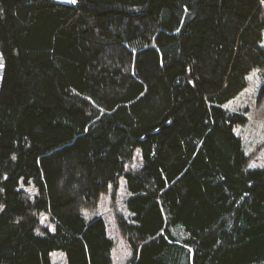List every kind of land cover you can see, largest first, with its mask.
Wrapping results in <instances>:
<instances>
[{"label":"trees","instance_id":"1","mask_svg":"<svg viewBox=\"0 0 264 264\" xmlns=\"http://www.w3.org/2000/svg\"><path fill=\"white\" fill-rule=\"evenodd\" d=\"M263 3L0 0V264H113L83 210L122 174L130 264H264V168L224 107L264 69Z\"/></svg>","mask_w":264,"mask_h":264},{"label":"rangeland","instance_id":"2","mask_svg":"<svg viewBox=\"0 0 264 264\" xmlns=\"http://www.w3.org/2000/svg\"><path fill=\"white\" fill-rule=\"evenodd\" d=\"M264 6V3H263ZM264 47V30L261 41ZM5 69V57L0 45V88ZM224 107L230 112H238L246 117L243 124L235 126L236 134L241 138L243 148L248 156V168H264V69H254L248 74V84L236 96L229 99ZM143 166V156L140 148L134 153L133 160L127 164L126 170H137ZM22 188L29 191L33 196L38 193L34 184L24 185ZM134 194L127 186L125 174L119 177L118 184H110L106 192L101 196L98 206L94 209H84L83 215L89 222L95 218H103L106 222L108 236L114 241L112 252L113 264H130L132 248L123 234L119 218L125 217L133 222L134 213L128 207V201ZM173 236L180 242L185 236L182 225L174 227ZM56 231V223L50 213L42 212L41 225L36 229L38 234H47ZM52 264H68L66 252L54 251L51 254Z\"/></svg>","mask_w":264,"mask_h":264},{"label":"snow or ice","instance_id":"3","mask_svg":"<svg viewBox=\"0 0 264 264\" xmlns=\"http://www.w3.org/2000/svg\"><path fill=\"white\" fill-rule=\"evenodd\" d=\"M73 2H74V0H73Z\"/></svg>","mask_w":264,"mask_h":264},{"label":"bare ground","instance_id":"4","mask_svg":"<svg viewBox=\"0 0 264 264\" xmlns=\"http://www.w3.org/2000/svg\"><path fill=\"white\" fill-rule=\"evenodd\" d=\"M47 213V212H46Z\"/></svg>","mask_w":264,"mask_h":264}]
</instances>
